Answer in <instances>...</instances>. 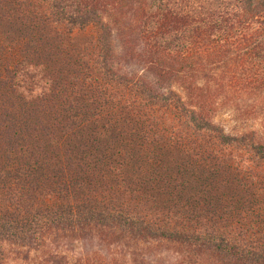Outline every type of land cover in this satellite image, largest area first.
Masks as SVG:
<instances>
[{
  "label": "trees",
  "instance_id": "16d2710c",
  "mask_svg": "<svg viewBox=\"0 0 264 264\" xmlns=\"http://www.w3.org/2000/svg\"><path fill=\"white\" fill-rule=\"evenodd\" d=\"M66 239L264 264V0H0V264Z\"/></svg>",
  "mask_w": 264,
  "mask_h": 264
},
{
  "label": "rangeland",
  "instance_id": "374dc122",
  "mask_svg": "<svg viewBox=\"0 0 264 264\" xmlns=\"http://www.w3.org/2000/svg\"><path fill=\"white\" fill-rule=\"evenodd\" d=\"M230 127H233L230 125ZM122 250H117L121 253V256L125 254V262L130 263L132 260V251L120 246ZM92 250L91 245L75 244L70 240L54 241L47 240L41 252H28L25 249L19 247H8V259L6 264H44L45 252H50L55 256V260L51 264H73L82 253H87ZM135 253L137 262L135 264H161L159 263V256L162 255L167 261V255L171 256V250L169 248H163L153 244L143 245L133 251ZM47 259V258H46Z\"/></svg>",
  "mask_w": 264,
  "mask_h": 264
}]
</instances>
